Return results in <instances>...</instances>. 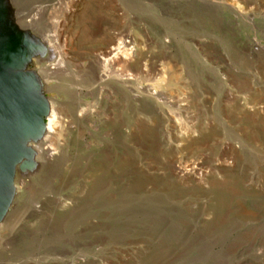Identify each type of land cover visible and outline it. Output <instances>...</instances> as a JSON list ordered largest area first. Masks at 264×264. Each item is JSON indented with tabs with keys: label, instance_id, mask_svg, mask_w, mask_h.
<instances>
[{
	"label": "rangeland",
	"instance_id": "374dc122",
	"mask_svg": "<svg viewBox=\"0 0 264 264\" xmlns=\"http://www.w3.org/2000/svg\"><path fill=\"white\" fill-rule=\"evenodd\" d=\"M18 1L54 133L0 264H264V0Z\"/></svg>",
	"mask_w": 264,
	"mask_h": 264
},
{
	"label": "water",
	"instance_id": "95a60500",
	"mask_svg": "<svg viewBox=\"0 0 264 264\" xmlns=\"http://www.w3.org/2000/svg\"><path fill=\"white\" fill-rule=\"evenodd\" d=\"M26 17L18 0H0V228L20 195L18 178L43 167L54 112L44 69L55 48L48 32Z\"/></svg>",
	"mask_w": 264,
	"mask_h": 264
},
{
	"label": "bare ground",
	"instance_id": "6f19581e",
	"mask_svg": "<svg viewBox=\"0 0 264 264\" xmlns=\"http://www.w3.org/2000/svg\"><path fill=\"white\" fill-rule=\"evenodd\" d=\"M56 42V41H55ZM115 49V48H114ZM112 50V49H111ZM108 59V58H107ZM123 79V78H122ZM55 117V113L53 112L52 113V118H51V120H50V123H49V137H51L52 136V134L54 133V128L51 126V122H52V119ZM48 148V147H47ZM47 148H45V149H43L44 150V153H45V155L47 156V157H49L50 156V152H48V150H47ZM51 155H52V153H51Z\"/></svg>",
	"mask_w": 264,
	"mask_h": 264
}]
</instances>
